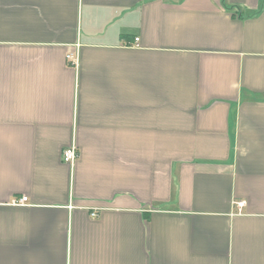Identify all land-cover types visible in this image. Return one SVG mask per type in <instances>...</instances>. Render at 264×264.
Listing matches in <instances>:
<instances>
[{
  "label": "crops",
  "instance_id": "1",
  "mask_svg": "<svg viewBox=\"0 0 264 264\" xmlns=\"http://www.w3.org/2000/svg\"><path fill=\"white\" fill-rule=\"evenodd\" d=\"M0 264H264V0H0Z\"/></svg>",
  "mask_w": 264,
  "mask_h": 264
},
{
  "label": "built area",
  "instance_id": "2",
  "mask_svg": "<svg viewBox=\"0 0 264 264\" xmlns=\"http://www.w3.org/2000/svg\"><path fill=\"white\" fill-rule=\"evenodd\" d=\"M137 40L138 39L136 38L135 41L137 42ZM66 58L71 64H77V57L73 53H68L66 55ZM61 158L64 163L73 165L78 158V148L76 147V145L72 144L64 148L62 151ZM13 202L17 204H26L28 202V197L22 196L19 199H14ZM243 204V201H239L237 203L239 207ZM92 216H96V213H92Z\"/></svg>",
  "mask_w": 264,
  "mask_h": 264
}]
</instances>
